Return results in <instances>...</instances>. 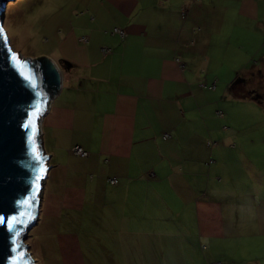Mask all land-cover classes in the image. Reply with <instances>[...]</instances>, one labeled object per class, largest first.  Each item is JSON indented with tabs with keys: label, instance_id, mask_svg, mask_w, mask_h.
<instances>
[{
	"label": "crops",
	"instance_id": "0c3cea01",
	"mask_svg": "<svg viewBox=\"0 0 264 264\" xmlns=\"http://www.w3.org/2000/svg\"><path fill=\"white\" fill-rule=\"evenodd\" d=\"M67 10L36 58L60 86L40 122L51 167L32 243L49 242L61 264L102 259L93 250L108 235L111 264H264V110L247 98L241 48L263 33L264 0Z\"/></svg>",
	"mask_w": 264,
	"mask_h": 264
},
{
	"label": "water",
	"instance_id": "95a60500",
	"mask_svg": "<svg viewBox=\"0 0 264 264\" xmlns=\"http://www.w3.org/2000/svg\"><path fill=\"white\" fill-rule=\"evenodd\" d=\"M8 1L0 0V264H35L23 240L37 220L40 181L51 167L39 147L38 122L60 72L51 60L39 64L12 50L2 27Z\"/></svg>",
	"mask_w": 264,
	"mask_h": 264
},
{
	"label": "rangeland",
	"instance_id": "374dc122",
	"mask_svg": "<svg viewBox=\"0 0 264 264\" xmlns=\"http://www.w3.org/2000/svg\"><path fill=\"white\" fill-rule=\"evenodd\" d=\"M68 1L10 0L7 2L2 16V27L12 50L18 53L19 58L25 60L31 58L30 61H36L37 57H41L44 55L43 53L47 52L52 44L53 31L68 18ZM236 44L240 45L237 42ZM241 48L245 53L250 54L247 68H245L247 73L243 78L245 79L243 86L247 91V98L251 95L264 110V30L260 37L254 35L248 42H242ZM48 99L49 97L46 98L47 101ZM45 107H47L46 102ZM36 138L38 139V136ZM43 154L45 153L43 152ZM42 183L43 180L40 181V185ZM40 192L41 190L38 192V197H40ZM31 233L32 229L27 232L23 240L27 253L31 247L32 254L39 264H61L60 251L53 250L49 242L45 244L43 239H40L37 247L32 243ZM113 237L108 235L106 242V236H104V245L93 250L96 254H100L102 259L96 260V262H87V264H111L112 261H116L115 255L118 252L113 246ZM104 258L106 262L103 260Z\"/></svg>",
	"mask_w": 264,
	"mask_h": 264
},
{
	"label": "built area",
	"instance_id": "2783aa9c",
	"mask_svg": "<svg viewBox=\"0 0 264 264\" xmlns=\"http://www.w3.org/2000/svg\"><path fill=\"white\" fill-rule=\"evenodd\" d=\"M114 32H115V33H118L121 37L124 36V32H123V30H121V29L115 28V29H114ZM80 40H81L82 42H85V41H86V37L83 36V37L80 38ZM102 51H103V53H107V52H108V49H106V48H102ZM55 94H56V92L50 94V97H49L48 102H47V104H46L47 107H45V109H44V111H43V114L40 116V119H39V125H40V122H41L42 117H43V116L45 115V113L47 112V110H48V106H49L51 100L54 98ZM40 137H41V136H40ZM71 150H72V152H73L75 155H78V156H81V157H85V156H87V154H88V153H87L83 148H81L80 146H74V147H72ZM110 180H111V183H113V184L117 182V179H116V178H111ZM214 264H221V263H220V262H216V263H214Z\"/></svg>",
	"mask_w": 264,
	"mask_h": 264
},
{
	"label": "snow or ice",
	"instance_id": "6c2138e0",
	"mask_svg": "<svg viewBox=\"0 0 264 264\" xmlns=\"http://www.w3.org/2000/svg\"><path fill=\"white\" fill-rule=\"evenodd\" d=\"M0 31H2V30H0ZM16 58H17V57H16V53H12V59L15 60ZM33 115H35V113H33ZM41 171H43V169H42ZM41 178H42L41 176H37V177H36L37 180H40ZM3 220H4V218H0V222H3ZM15 220H16V218L13 217V218H12V221L9 222V223H14Z\"/></svg>",
	"mask_w": 264,
	"mask_h": 264
},
{
	"label": "trees",
	"instance_id": "16d2710c",
	"mask_svg": "<svg viewBox=\"0 0 264 264\" xmlns=\"http://www.w3.org/2000/svg\"><path fill=\"white\" fill-rule=\"evenodd\" d=\"M47 60L45 58H38V63L39 64H43L44 62H46ZM38 64V65H39Z\"/></svg>",
	"mask_w": 264,
	"mask_h": 264
}]
</instances>
